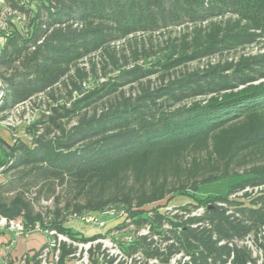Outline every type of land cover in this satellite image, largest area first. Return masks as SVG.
I'll list each match as a JSON object with an SVG mask.
<instances>
[{"label": "trees", "instance_id": "16d2710c", "mask_svg": "<svg viewBox=\"0 0 264 264\" xmlns=\"http://www.w3.org/2000/svg\"><path fill=\"white\" fill-rule=\"evenodd\" d=\"M5 1L30 21L24 34L15 27L0 31V112L63 78L84 76L78 64L95 53L116 65L110 44L138 33L192 24L190 33L167 43L158 69L124 72L135 74L133 80L264 38V0H36L34 9ZM111 86L117 87L75 103L73 112L115 92ZM60 133L28 143L0 129L6 147L0 146V173L12 174L0 184V217L20 221L26 233L38 227L47 238L64 236L70 243H58L56 264L75 257L74 244L119 229L85 238L65 227L67 218L112 209L126 217L119 226L147 233L118 242L119 260L99 244L90 247V264H255L238 245L249 235L261 240L264 264V52L175 78L134 102L121 98ZM207 185H226V193L200 196ZM57 187L70 197L63 206L57 195L52 212H35L25 193L38 188V195H54ZM234 195L247 203L230 200ZM178 196L194 200L171 211L145 210L165 200L166 208ZM198 209L199 216H190ZM46 247L34 253L33 264Z\"/></svg>", "mask_w": 264, "mask_h": 264}, {"label": "rangeland", "instance_id": "374dc122", "mask_svg": "<svg viewBox=\"0 0 264 264\" xmlns=\"http://www.w3.org/2000/svg\"><path fill=\"white\" fill-rule=\"evenodd\" d=\"M19 1H21L20 5L24 4L29 9L37 7L36 0ZM29 21L30 17L28 13L12 10L5 0L4 3L0 4V31H7L15 27L24 34L27 32ZM191 28L192 24L185 22L182 25H171L147 33H138L111 43L110 49L117 60L116 65L111 64L102 52L83 59L78 64V67L82 69L84 76L78 78L72 72V81H69L68 78H63L46 92L33 96L10 109L0 112V129L11 134L12 139H25L28 143L32 141L34 136L39 135L45 136L46 139L60 137V129L69 130L72 126L76 125L78 119L82 116L91 117L101 114L110 104L118 103L121 98L134 102L142 95L154 92L175 78L190 73L203 72L211 67L221 66L226 63H236L241 57H248L264 52V38H262L258 39L255 43L247 44L237 49L187 62L168 74L162 70H158L156 73L144 75L137 80H133L135 79L133 78L135 76L133 73L130 75L124 74V72L132 70L145 74L148 70L158 69L155 63L168 55L166 51L167 43L180 39L183 34L190 33ZM0 38H2L1 43H3V37L0 36ZM72 83H75L79 87L78 90L74 89ZM114 83L117 87L111 86V88H115V92L100 101L92 103L87 108L73 112L75 103L83 100L84 97L93 91L101 90L106 85ZM160 101L158 100V102ZM38 119L42 120L41 124H37ZM11 175L0 173V184L4 183ZM37 191L38 188H32L25 195L32 203L34 211L43 214L54 210L55 196L61 197L60 207L63 206L66 199L70 198L68 192L60 187H57L54 195L46 193L44 190L38 195ZM200 193V196L225 194L226 185H207L202 187ZM11 196V193L7 194V197ZM229 199L247 203L246 200L239 199L238 195L231 196ZM193 200L191 196H178L169 201L166 208H164L165 200L159 204L145 207V210L149 212L151 209L158 207L164 212L166 209L183 206L193 202ZM193 212L197 211L193 210ZM173 215L174 213L170 212L168 216ZM125 219L126 217L123 215L110 217L107 219L104 228H98L86 226L80 219L69 217L66 219L65 227L81 233L85 238H92L106 233L109 228L119 227V229L110 230L105 234L103 239L93 242L90 246L94 247L99 244L101 245L100 251L104 250L109 256L117 257V260H119L122 255L120 256L117 243L120 241L130 242L132 236L141 235L143 232H146V229L138 231L136 227L131 225H127L126 227L119 226ZM33 235L39 236L41 239L43 237L42 240L45 242V235L38 232L33 233ZM58 239V237L54 238L48 235V242L50 243L57 245ZM252 240L254 242L253 245L258 246V242H256L253 236L249 241L252 243ZM65 242L70 243L67 239ZM74 245L77 246V253L68 264H90L88 255L85 258L83 255L87 244ZM53 254L54 251L52 250L51 255H47L45 264H53ZM99 255V253L95 254V258L97 256L100 258ZM262 257L263 254L261 259L259 258L261 261ZM122 260H125V258H122ZM127 264H129V261Z\"/></svg>", "mask_w": 264, "mask_h": 264}, {"label": "built area", "instance_id": "2783aa9c", "mask_svg": "<svg viewBox=\"0 0 264 264\" xmlns=\"http://www.w3.org/2000/svg\"><path fill=\"white\" fill-rule=\"evenodd\" d=\"M4 3V0H0V4ZM167 211H171L170 209H167ZM201 214V209H198L197 212H192L190 216H199ZM118 215H123V213H118L116 210H107L104 212H100V213H94V214H88V215H84L83 217L79 218L86 226H91V227H98V228H104V226L106 225V221L108 218L110 217H115ZM187 218V217H186ZM0 229H6L9 230L11 232H13L15 235L20 236V235H28L30 233H26L24 226L18 222V221H8L7 219L0 217ZM35 230H38V227L35 228ZM147 232H143L142 234H146ZM55 233L54 232H49L47 233V235L53 236ZM141 234V235H142ZM58 242L57 245L54 243H47V247L42 251V253L40 254V256L38 257L39 260L41 261L40 264H45L46 261V257L47 255H51V251L54 249L58 248V243L60 241H66V239L60 235H57ZM252 238V235L247 236L244 240L240 241L238 243V245H244L246 248H248L251 253H252V257L254 259H256V263L255 264H260L262 261L261 256H262V248L258 247L256 245H253V240L252 243L249 241ZM259 242H261V240H259ZM258 242V243H259ZM93 243V242H92ZM92 243H87V245L85 246V251L83 253L84 258L88 255L87 251L90 248ZM223 244V242L220 243V245ZM264 244V242H263ZM57 255H58V249L54 251L53 254V264H56L57 262ZM260 258V259H259Z\"/></svg>", "mask_w": 264, "mask_h": 264}, {"label": "crops", "instance_id": "0c3cea01", "mask_svg": "<svg viewBox=\"0 0 264 264\" xmlns=\"http://www.w3.org/2000/svg\"><path fill=\"white\" fill-rule=\"evenodd\" d=\"M1 41L2 38H0V44H2ZM33 233L17 236L9 230L0 229V264H24L26 257L28 259L27 264H33L30 260L31 257L48 242L47 237L43 242V237L41 239Z\"/></svg>", "mask_w": 264, "mask_h": 264}, {"label": "water", "instance_id": "95a60500", "mask_svg": "<svg viewBox=\"0 0 264 264\" xmlns=\"http://www.w3.org/2000/svg\"><path fill=\"white\" fill-rule=\"evenodd\" d=\"M0 95H1V86H0ZM0 146L3 147L4 149H6V147L0 143ZM12 159V156L9 154V161Z\"/></svg>", "mask_w": 264, "mask_h": 264}]
</instances>
